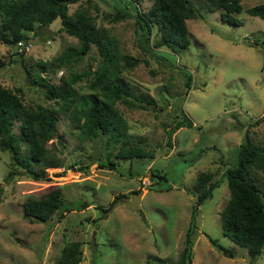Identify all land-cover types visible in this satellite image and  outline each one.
Segmentation results:
<instances>
[{"label": "rangeland", "instance_id": "1", "mask_svg": "<svg viewBox=\"0 0 264 264\" xmlns=\"http://www.w3.org/2000/svg\"><path fill=\"white\" fill-rule=\"evenodd\" d=\"M191 1L198 15L187 20L191 44L177 52L141 47L135 17L114 21L104 16L127 7L135 12L137 7L126 0H81L70 5V14L86 9L116 50L138 59L122 77L134 93L150 94L155 107L122 102L117 106L129 132L142 137L155 157L120 159L114 148L110 158L117 168L102 166L99 159L107 157L106 137L99 134L82 141L67 112L58 114L56 137L48 143L62 161V166L46 170L50 180L36 181L24 173L6 180L12 157L0 147V264H57L71 241L81 243L80 264H177L197 205L193 190L202 172H210L211 182L219 186L198 205L192 264H264V247L259 256L250 257L246 248L224 235L221 220L231 196L226 170L236 165L246 134L264 147V19L246 11L264 0H241L244 9L235 14L239 25L222 20L221 10L208 12L205 0ZM152 4L153 0H142L137 6L147 12ZM79 46V39L63 29L61 18L29 32L23 50L0 41V62L6 63L0 82L14 91L20 89L26 106L57 109L55 99L46 98L41 88L31 84L23 64L36 71L37 62H53L67 47ZM101 59L93 45L73 65L54 66L42 74L59 84L73 73L93 72ZM91 78L75 82L78 95L93 91ZM184 115L193 126L181 127L170 137ZM19 124L14 127L17 135ZM252 174L264 194V173ZM55 188L63 192L64 208L46 222L25 219V200ZM137 191H144L138 208L118 205L111 210L116 195L129 199ZM212 240L232 250L234 257L222 253Z\"/></svg>", "mask_w": 264, "mask_h": 264}, {"label": "trees", "instance_id": "2", "mask_svg": "<svg viewBox=\"0 0 264 264\" xmlns=\"http://www.w3.org/2000/svg\"><path fill=\"white\" fill-rule=\"evenodd\" d=\"M80 1L0 0V41L8 45L26 42L29 40V32L36 33L57 18H61L63 29L80 41L78 48L67 47L53 62H37L36 71L23 64L31 84L41 88L46 98L55 99L59 108L26 106L20 89L14 91L0 82V147L11 153L13 166L6 180L21 173L36 181L50 180L46 170L62 166L60 158L48 147L49 141L56 137L60 112L72 114L82 141L92 140L99 134L106 137L107 157L99 159L102 166L117 168L118 163L110 158L114 148L117 149L115 156L120 159L155 157V153L144 146L145 140L142 137L129 132L127 120L117 106L118 102H122L131 107H155V99L150 94L134 93L132 85L122 77L126 68L134 67L139 61L116 50L108 33L98 28L95 18L86 9L69 13L70 5ZM126 1L137 7L135 12L127 7L118 9L115 13H105L104 16L114 21L135 17L137 32L141 35V47H167L177 52L190 46L191 33L187 20L198 16L191 0H153L147 12H142L137 6L142 0ZM205 8L210 13L221 10L222 20L239 25L240 21L235 14L242 12L244 6L241 0H205ZM246 11L264 19V3L249 7ZM93 45L97 46L102 58L101 64L93 72L87 70L73 73L69 78H63L59 84L53 83L49 76H43V72H49L54 66L60 68L78 62L91 51ZM122 61L125 65H122ZM5 66V62H0V70ZM89 76H92L90 88L93 91L78 95L75 82ZM16 122H20V135L14 130ZM193 124L184 115L183 120H179L169 132L170 137L181 127H192ZM253 171L264 173V147L247 133L239 148L236 165L226 170L231 196L221 213V220L224 235L246 248L249 256L255 258L262 253L264 247V194L252 174ZM211 179L210 172H202L197 177L196 191L193 190V194L197 195V205L177 264H192V235L196 229L198 205L209 199L213 190L219 186V183L211 182ZM121 196L116 195L115 199L118 200ZM64 205L62 190L55 188L40 197L27 198L23 215L31 222H46L54 213L63 209ZM83 205L81 203L80 206ZM102 210L108 211L106 208ZM212 242L222 253L234 257L232 250L218 244L217 240ZM82 259L81 243L71 241L64 246L57 264H80Z\"/></svg>", "mask_w": 264, "mask_h": 264}, {"label": "water", "instance_id": "3", "mask_svg": "<svg viewBox=\"0 0 264 264\" xmlns=\"http://www.w3.org/2000/svg\"><path fill=\"white\" fill-rule=\"evenodd\" d=\"M144 191L133 192L129 199H121L119 198L116 202L112 205L111 210L118 205H125L129 209L138 208L141 204L142 196Z\"/></svg>", "mask_w": 264, "mask_h": 264}, {"label": "built area", "instance_id": "4", "mask_svg": "<svg viewBox=\"0 0 264 264\" xmlns=\"http://www.w3.org/2000/svg\"><path fill=\"white\" fill-rule=\"evenodd\" d=\"M21 50H23L24 48H26V42L25 41H21V42H18L17 44Z\"/></svg>", "mask_w": 264, "mask_h": 264}, {"label": "crops", "instance_id": "5", "mask_svg": "<svg viewBox=\"0 0 264 264\" xmlns=\"http://www.w3.org/2000/svg\"><path fill=\"white\" fill-rule=\"evenodd\" d=\"M144 194V193H143ZM143 197V196H142Z\"/></svg>", "mask_w": 264, "mask_h": 264}]
</instances>
